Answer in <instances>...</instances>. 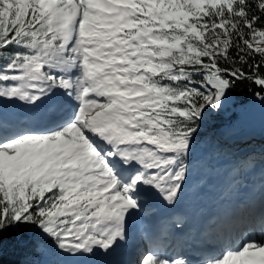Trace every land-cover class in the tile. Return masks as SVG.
Segmentation results:
<instances>
[{"label":"snow or ice","instance_id":"1","mask_svg":"<svg viewBox=\"0 0 264 264\" xmlns=\"http://www.w3.org/2000/svg\"><path fill=\"white\" fill-rule=\"evenodd\" d=\"M244 81L264 102V0H0V102L46 105L35 119L51 125L0 105V264L29 233L116 255L145 198L177 201L199 125ZM259 191L218 218L203 264H264V239L241 230H264V174ZM136 264L188 261L146 246Z\"/></svg>","mask_w":264,"mask_h":264},{"label":"rangeland","instance_id":"2","mask_svg":"<svg viewBox=\"0 0 264 264\" xmlns=\"http://www.w3.org/2000/svg\"><path fill=\"white\" fill-rule=\"evenodd\" d=\"M10 102V101H9ZM234 98L228 93V102L223 106L220 110H212L211 112H208L206 116L204 117L202 123H201V131L204 133L205 138L207 137V140L210 141V138L213 136L217 138V141H221V135L227 132V129L223 128L221 131L217 132L216 129L212 126H209L208 122L210 119V115L213 112L222 111V112H229L231 107L234 104ZM17 103H13V105L7 104V101L0 102V105L9 107L12 110H15L18 108L13 109L12 107ZM65 105L67 103H64ZM68 105V104H67ZM69 107H66L64 111H68ZM247 122V128L245 130L242 129L241 122H235V131H237L235 135V139L231 143L224 144L222 146L223 150L227 151L226 156L228 157L226 162L223 164H219V160H215L211 163V165H206L202 162H200V159H195L192 164H190V171L191 169H195L199 172L198 178H200V182H202V177H206V180L209 178V176L216 175L219 176V174H222L219 176L220 182L224 183V186H234L233 183H236L234 180L235 175L240 173V169L244 171V174L251 175V172H254V178L259 179L262 174H264V103L256 105L251 113L243 114L240 119H244L248 117ZM243 150L242 152H240ZM234 162L233 164H228L230 162ZM250 162V167H243V162ZM258 164V165H257ZM229 165V166H227ZM257 165V166H256ZM226 167L224 170H222V167ZM218 169L215 171V169ZM254 178L249 179L252 181ZM262 178V177H261ZM212 180V179H211ZM241 183V184H240ZM249 183L239 182L240 185H237V190H239V187L245 185H248ZM244 185V186H245ZM221 187H224L223 185H220ZM240 187V188H241ZM134 217H136L137 221H141V228L145 229L147 219L142 214H135ZM135 220V219H134ZM133 221V218L130 220V222ZM145 223V224H144ZM254 228H249L247 231H251L253 234L257 235V230H253ZM131 230V229H130ZM256 232V233H254ZM262 238V237H261ZM70 258L67 255L60 254L59 257H55L52 255V252L47 251L46 254L43 256L42 264H71ZM76 258V257H75Z\"/></svg>","mask_w":264,"mask_h":264},{"label":"trees","instance_id":"3","mask_svg":"<svg viewBox=\"0 0 264 264\" xmlns=\"http://www.w3.org/2000/svg\"><path fill=\"white\" fill-rule=\"evenodd\" d=\"M259 91V87L254 85L251 81L237 82L229 94L234 98V104L229 112L217 111L210 115L209 126L216 129L217 132L223 128L227 129V132L221 135V141H217L216 137L210 138V141L205 138L204 133L201 131V124L198 127L197 134L195 136V146L191 155L192 162L199 158L204 164L211 165L215 160H227V151L223 150L222 146L227 143H231L235 139L237 131H235V122L242 125L241 130L247 128V122L249 116L240 119L243 114L252 112V109L259 104H263L256 93ZM243 151V150H241ZM258 165V164H257ZM256 165V166H257ZM254 178V172L251 175L244 174L242 168L240 173L235 175V184L240 185L239 182H246L249 179ZM32 243L24 249H8L3 254V264H42L44 254L49 251L52 255L59 257L60 254L54 248V246L47 240L41 238L38 233H29ZM57 264V263H56ZM59 264V263H58Z\"/></svg>","mask_w":264,"mask_h":264},{"label":"bare ground","instance_id":"4","mask_svg":"<svg viewBox=\"0 0 264 264\" xmlns=\"http://www.w3.org/2000/svg\"><path fill=\"white\" fill-rule=\"evenodd\" d=\"M13 103H15V102L7 101V104H9V105H13ZM18 103H23V102L17 101V103L12 108L15 109L17 107ZM45 106L46 105H43V110L40 113L41 116L44 115L48 111V108H45ZM66 107H69V105H67V104L65 105L64 103L61 104L60 105L61 112H63ZM2 108H3V112L6 114V117L8 119H13V120L19 119V120L24 121L25 123L32 124L33 127H41L42 128V127H46V126H48V127L51 126L47 123V120H45V119H35V117H39L36 114H32L30 116L27 115L25 118H23V117H20L22 114L20 113V110H18V108H16L15 110H12L11 108H9V107L7 108L5 106H2ZM234 162H236V161L230 162L228 164L230 165V164H233ZM229 165H227V166H229ZM226 167L223 166L222 170H224ZM217 170L218 169L216 168L215 171H217ZM220 175H222V174H219V176ZM219 176L212 175V176H209V178L207 180H206V177H205V179H204V177H202V182H200L199 185L207 184L210 179H213L212 181L210 180V183H209L210 191H207L206 195L215 196V197L221 199V197L225 198L226 189H228L229 186H224V183L220 182L221 180L219 179ZM261 177H262V175L260 176L259 179H256L257 177L254 178L252 181H250V183H249V181L244 182L245 184L246 183H249V184L248 185L244 184L245 186L243 185L242 187L240 186L241 188L239 187V190H237V188H238V187H236L237 184L233 183L234 186H231V188L234 190L232 192V194L237 196L236 200L241 201L244 199V197L246 195L259 192L261 179H262ZM186 185H184L183 187H185ZM220 185H223L224 187H221ZM230 199H232V198H230ZM200 200H202V195L197 196V198H196V201H200ZM237 204H240V203H237ZM141 213L145 215V212L143 209H142ZM132 218H133V221H132V223L129 222L128 230L132 229L134 238L137 240V245L142 247V251L147 246V247H151L155 251L160 252L163 255H167V256H174L175 255L176 256L180 253V246L187 244L186 246H188V247L192 246V247L198 248V249L203 250V251L207 250V254H208L210 248H213V249L220 248L221 243L224 239V236L222 233L216 232L215 234H212L209 232L202 231L201 232L202 235L200 236V238L198 240L199 243L187 238L186 235L183 237H180L181 239L179 241H176L174 239V236H176V235L173 234L171 231L166 230L164 227H156L154 233L149 235L147 229L142 230V228L140 227L141 221H137L136 217H134V216ZM246 227H248V228L245 231H247L249 228H254L253 230H257L256 231L258 233L257 237L258 238L260 237V239H264V230L261 229L258 221L254 225L250 224V225H247ZM256 232H254V233H256ZM164 237L173 238L174 240L172 241V244L167 245V244L163 243L162 239ZM139 254L136 255L137 256L136 259H138ZM70 260H71L70 263H73V262L77 261V257L76 258H70ZM100 260H101V258H100ZM102 264H106V263H102ZM118 264H126V259L124 257H120Z\"/></svg>","mask_w":264,"mask_h":264}]
</instances>
